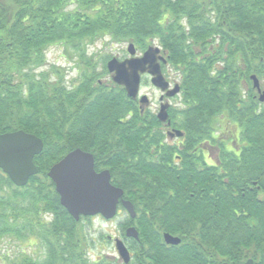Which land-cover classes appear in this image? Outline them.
<instances>
[{"label":"trees","instance_id":"trees-1","mask_svg":"<svg viewBox=\"0 0 264 264\" xmlns=\"http://www.w3.org/2000/svg\"><path fill=\"white\" fill-rule=\"evenodd\" d=\"M157 43L180 74L186 108L171 113L185 132L165 142L156 114L102 77L90 46ZM60 45L78 75L50 64ZM264 0H0V133L40 137L39 172L16 186L0 170V252L9 264H125L91 258L90 217L61 205L50 168L81 148L109 170L137 212L128 264H264ZM239 131V132H238ZM218 151L206 162V143ZM181 238L168 246L164 234ZM2 246H0L1 248ZM1 250V249H0Z\"/></svg>","mask_w":264,"mask_h":264},{"label":"water","instance_id":"water-1","mask_svg":"<svg viewBox=\"0 0 264 264\" xmlns=\"http://www.w3.org/2000/svg\"><path fill=\"white\" fill-rule=\"evenodd\" d=\"M161 47L151 45L142 55H137L136 46L128 45L130 57L119 60L112 58L108 64V71L112 74V80L123 86L128 97L137 100L140 95L142 75L149 74L152 84L165 92L168 89V81L165 79L161 62L166 59L161 55ZM254 87L260 92V101L264 102V91L261 90L260 81L256 75H252ZM180 90L179 84L168 92L172 96ZM141 104L149 102L147 95L140 97ZM168 104H163L158 113L162 122L168 121ZM170 123V121L168 122ZM183 135L181 130L175 129L173 134ZM44 149L43 140L35 134L24 130L0 133V169L9 176L17 186H25L30 178L37 175L39 169L34 158ZM48 176L53 180L60 196L61 205L71 216L80 220L82 216L102 215L105 219L116 216L121 204L135 218L137 212L130 200L124 199V190L113 185L109 170L97 172L95 169V157L92 153L81 148L74 149L55 163L48 171ZM127 236L139 239V233L135 227L127 230ZM167 244L179 245L181 238L165 233ZM116 249L124 262L131 260L130 252L121 239H116ZM223 264H233L225 262ZM237 264H254L253 259Z\"/></svg>","mask_w":264,"mask_h":264},{"label":"rangeland","instance_id":"rangeland-1","mask_svg":"<svg viewBox=\"0 0 264 264\" xmlns=\"http://www.w3.org/2000/svg\"><path fill=\"white\" fill-rule=\"evenodd\" d=\"M128 43L123 44H110L109 38L106 40H100L95 45L90 46V54H94V58L97 60V68L100 72H103V63L105 60L107 62L111 59V57L124 58L128 56L127 52ZM142 51L138 50V54H141ZM48 60L50 64H57L62 68L66 69V79L72 80L78 75V70L72 62H68L64 49L60 45L52 46L47 53ZM176 70L171 72V75L174 76ZM104 82H109L111 80V74H104L102 77ZM141 95H147L151 100L152 109L159 108V97L161 92L151 83L150 76L146 75L142 78L141 83ZM179 97V96H178ZM174 103H180V99H176L173 101ZM239 132V131H238ZM216 157L213 155V160ZM120 212L116 215L115 218L111 220H106L101 216H95L90 219L91 223V235L95 238V243L90 251L91 258H95L97 256H107L108 258L114 259L118 257L115 243L110 240V237H120L122 235V230L119 226V223L129 217L128 213L125 211L123 207L119 208ZM122 238V237H121ZM17 242H5L1 244L0 249L1 254L5 253L7 250H11L12 253L19 249H24L29 254H35L34 256L37 259H43L45 256L44 250L37 246H27L20 245L18 247ZM0 264H9L8 261L0 258Z\"/></svg>","mask_w":264,"mask_h":264},{"label":"flooded vegetation","instance_id":"flooded-vegetation-1","mask_svg":"<svg viewBox=\"0 0 264 264\" xmlns=\"http://www.w3.org/2000/svg\"><path fill=\"white\" fill-rule=\"evenodd\" d=\"M161 55L164 56V58L166 59L165 62H161V67H162L163 75H164L165 79L168 81L169 85H168V89L165 92H162L161 90L158 89L161 92L160 97H159V108L158 109H152L151 100H149L148 103H145L142 105H141L140 99H137L136 101L138 102V106L141 108V113H145L146 110H150V112H153L154 114H156L157 117H158L159 111L161 110L162 105L168 104L167 112H168L169 118H168V121H166V122L160 121L162 124L160 129L162 130L163 135L165 136V142L172 144V145H178L179 147H181L184 143L185 132L183 131L184 134L182 136H179L175 133L172 135V132H174L175 129H177V130H180V129L173 126V122H172L173 119L171 118V113L181 112L182 110H184L186 108L187 104L185 103V101L182 97L180 74L178 72H176L174 74V76H172L171 72H173L174 70L172 69V67L168 63L167 51L162 49ZM128 57H129V55L125 56L124 58H119V59L124 60ZM146 75L150 76L149 74H144V75H142V78ZM150 78H151V76H150ZM177 84H179V86H180L179 92L176 93L175 95H172V96L168 95V92H171ZM257 94L259 96V92H257ZM178 98L180 99V103H174L173 101H175ZM169 121H170V123H168ZM205 153H206V159H207L206 162L209 165H214L216 160H213V155L216 157V154H218V151L215 150V148L210 144V142L206 143ZM119 212H120V210H119ZM97 216H101V215H97ZM90 218H92V217H90ZM102 218H104V217H102ZM130 227L131 226L127 227L124 231H122V235L120 237H112L111 236L110 240L115 243L116 239H122L123 242L125 243V245L127 246L129 252H130L131 260H132L134 252L131 250L130 244L132 243V240L139 241V239H136L134 237H129L126 235L127 230ZM167 245L173 246L170 244H167ZM116 251H117V249H116ZM117 254H118V257H116L114 259L118 260V262H123L125 264H128V263L123 261V259L119 255L118 251H117ZM131 260H130V262H131Z\"/></svg>","mask_w":264,"mask_h":264}]
</instances>
